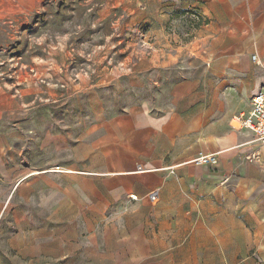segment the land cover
Segmentation results:
<instances>
[{
	"label": "crops",
	"instance_id": "1",
	"mask_svg": "<svg viewBox=\"0 0 264 264\" xmlns=\"http://www.w3.org/2000/svg\"><path fill=\"white\" fill-rule=\"evenodd\" d=\"M173 6L206 22L174 59L134 61L128 75L195 51L201 68L181 71L165 108L133 103L91 124L66 108L59 133L6 145L0 264H264V146L235 118L264 87V0H148L142 17ZM211 153L216 165L192 162Z\"/></svg>",
	"mask_w": 264,
	"mask_h": 264
},
{
	"label": "rangeland",
	"instance_id": "2",
	"mask_svg": "<svg viewBox=\"0 0 264 264\" xmlns=\"http://www.w3.org/2000/svg\"><path fill=\"white\" fill-rule=\"evenodd\" d=\"M147 3L0 0V154L59 133L66 108L71 123L91 124L133 103L152 111L169 104L172 84L182 70H199L200 56L178 49V61L133 84L129 64L164 53L174 59L176 42L190 41L206 21L196 8L173 6L151 23L142 17Z\"/></svg>",
	"mask_w": 264,
	"mask_h": 264
},
{
	"label": "built area",
	"instance_id": "3",
	"mask_svg": "<svg viewBox=\"0 0 264 264\" xmlns=\"http://www.w3.org/2000/svg\"><path fill=\"white\" fill-rule=\"evenodd\" d=\"M252 59L256 61V56L253 55ZM235 118L242 126L253 132L254 139L259 145L264 146V87L250 98V109L247 114H239ZM192 162L196 165H216L218 162V153L199 154ZM55 169L62 170L59 166H55ZM137 170L140 171L141 168L138 166ZM158 197V189L155 188L147 194L146 200L151 205H154ZM130 198L136 199V196L131 195Z\"/></svg>",
	"mask_w": 264,
	"mask_h": 264
},
{
	"label": "trees",
	"instance_id": "4",
	"mask_svg": "<svg viewBox=\"0 0 264 264\" xmlns=\"http://www.w3.org/2000/svg\"><path fill=\"white\" fill-rule=\"evenodd\" d=\"M206 21V20H205Z\"/></svg>",
	"mask_w": 264,
	"mask_h": 264
}]
</instances>
